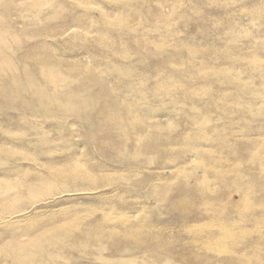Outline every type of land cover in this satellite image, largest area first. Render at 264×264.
Instances as JSON below:
<instances>
[{
	"label": "rangeland",
	"instance_id": "374dc122",
	"mask_svg": "<svg viewBox=\"0 0 264 264\" xmlns=\"http://www.w3.org/2000/svg\"><path fill=\"white\" fill-rule=\"evenodd\" d=\"M0 264H264V0H0Z\"/></svg>",
	"mask_w": 264,
	"mask_h": 264
}]
</instances>
